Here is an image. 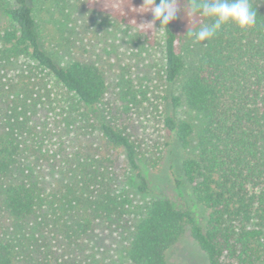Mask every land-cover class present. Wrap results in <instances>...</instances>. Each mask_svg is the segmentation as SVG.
Returning a JSON list of instances; mask_svg holds the SVG:
<instances>
[{
  "label": "trees",
  "instance_id": "1",
  "mask_svg": "<svg viewBox=\"0 0 264 264\" xmlns=\"http://www.w3.org/2000/svg\"><path fill=\"white\" fill-rule=\"evenodd\" d=\"M51 1L0 0V19L6 18L0 22V211L9 223L0 234V264H16L20 256L29 257L27 251L39 252L49 264L53 238L77 253L94 224L89 215L65 218L58 194L7 179L24 161L58 167L87 198L101 196L108 203L98 158L84 157L72 144L75 134L94 129L96 122L106 144L139 169L131 137L113 120L96 116L108 92L101 70L48 50L37 10ZM250 3L255 26L226 25L199 46L172 21L167 26L161 78L167 86L177 84L178 94L164 97L162 121L171 141L154 165L163 163L178 174L175 186L186 191L190 209H175L168 199L149 202L126 249L130 264H172L168 254L187 227L209 264H264V0ZM194 16L200 26L211 22ZM184 54L192 62L189 70ZM147 87L130 75L116 78L122 114L148 101ZM180 106L202 120L192 158L184 152L193 128L173 115ZM137 179V191L147 194V180L141 174ZM196 210L204 213V226Z\"/></svg>",
  "mask_w": 264,
  "mask_h": 264
},
{
  "label": "rangeland",
  "instance_id": "2",
  "mask_svg": "<svg viewBox=\"0 0 264 264\" xmlns=\"http://www.w3.org/2000/svg\"><path fill=\"white\" fill-rule=\"evenodd\" d=\"M59 2V3H58ZM53 0L41 4L37 10L45 41L50 52L96 65L108 85L104 111L96 115L111 119L123 129L138 148V170H133L119 149L110 148L102 139L94 122V129L72 137V144L80 147L84 157L98 158L100 171L106 179L109 202L97 196L87 198L75 187L68 174L51 164L27 159L7 179L36 185L46 192L60 196V212L67 219L89 215L94 219L92 231L85 237L77 253L67 242L52 239L48 248L49 264H130L126 249L134 224L145 206L156 199H168L175 209L186 211L190 203L186 191L175 186L177 173L165 164L154 165L160 153L163 155L171 135L163 126L164 97L178 94L177 84L167 86L161 78L163 56L162 36L148 30L140 31L132 39L128 32L141 23L153 19L151 12L141 13L143 0ZM172 21L184 34L198 30L200 22L194 15L183 11L184 0ZM6 18L1 17L3 23ZM159 21L155 28L159 29ZM199 46L200 42H195ZM180 48V47H179ZM186 70L192 62L184 54ZM121 75H130L135 81L147 85L148 101L128 114H122L114 95V81ZM166 108V106H165ZM177 121H185L193 128L186 158L196 154V133L202 125L199 115L180 106L173 110ZM96 118V119H97ZM102 162V165L100 164ZM154 165V166H153ZM137 174L149 184V192L137 191ZM6 179V180H7ZM127 200V201H122ZM98 200L99 203L96 201ZM200 226H204L202 211H194ZM9 223L0 211V234L6 232ZM31 252V253H30ZM29 257L20 256L16 264H45V256L27 251ZM78 257L76 258V256ZM47 257V256H46ZM172 264H209L207 256L191 238L187 227L182 241L168 254Z\"/></svg>",
  "mask_w": 264,
  "mask_h": 264
},
{
  "label": "clouds",
  "instance_id": "3",
  "mask_svg": "<svg viewBox=\"0 0 264 264\" xmlns=\"http://www.w3.org/2000/svg\"><path fill=\"white\" fill-rule=\"evenodd\" d=\"M180 5L178 0H143L137 11L141 13L151 12L153 19L146 23L136 25L128 32V36L134 39L140 31H155L162 37H167V26L177 16ZM186 15L199 14L210 18V23H204L198 30L187 32L195 42L211 41L226 25L233 24L241 30L249 29L256 25L257 12L252 7L250 0H187L183 5ZM159 21V29L155 28Z\"/></svg>",
  "mask_w": 264,
  "mask_h": 264
}]
</instances>
